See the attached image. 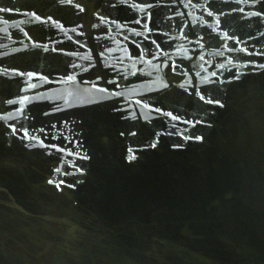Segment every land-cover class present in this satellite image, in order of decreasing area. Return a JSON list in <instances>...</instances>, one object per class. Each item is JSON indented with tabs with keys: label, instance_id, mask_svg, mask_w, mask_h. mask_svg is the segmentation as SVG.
Wrapping results in <instances>:
<instances>
[{
	"label": "water",
	"instance_id": "water-1",
	"mask_svg": "<svg viewBox=\"0 0 264 264\" xmlns=\"http://www.w3.org/2000/svg\"><path fill=\"white\" fill-rule=\"evenodd\" d=\"M175 5L0 0V264H264V0H203L183 45ZM112 15L113 99L58 42ZM90 94L94 126L55 144L38 95Z\"/></svg>",
	"mask_w": 264,
	"mask_h": 264
},
{
	"label": "flooded vegetation",
	"instance_id": "flooded-vegetation-1",
	"mask_svg": "<svg viewBox=\"0 0 264 264\" xmlns=\"http://www.w3.org/2000/svg\"><path fill=\"white\" fill-rule=\"evenodd\" d=\"M202 4L203 0H176L175 7L170 9L172 10L171 12L167 13L165 22L168 20L167 24L170 25L173 32L172 37L180 38V44H188L183 40V35L186 33H192V28H188L187 25V19H193L191 16L192 12L189 11V8H194L195 12L198 14L196 15L195 19H199L200 17L203 18L204 15L202 11ZM119 25H121L119 19L117 20L112 15L109 25H100V30H96L97 25L93 26L92 28H85V30H67L64 31L61 34V37L58 38L59 44L61 43L60 45L64 46L65 50H67L70 55H72V52L74 51L78 52V60L76 59L74 63L76 64L78 70H84V81H87V84L93 86L95 88L94 91H96L97 89H103L101 87H104L105 93L108 95V97H112V99L113 95L117 93L115 90V83L118 84V80L116 79L117 77L114 76V72H119V67H122V65L124 66L125 62L123 52L118 50V44L114 45L113 43L108 41L107 32L109 30V27H116V29H118L120 28ZM199 27L200 26L198 25L197 32L199 30ZM90 29L92 30L89 31ZM83 50L91 51L90 56L81 54ZM141 56L142 54L135 53V57L134 59H132V63H135L137 66L141 65L143 62ZM89 63H92V65L96 69L94 71L95 74L106 73L107 75L90 76L88 70L84 67L88 66ZM114 64L115 67L116 65L118 66L116 67L115 71L112 68ZM98 69H100L99 72H97ZM45 79L46 76H41L38 78L37 84L39 87L44 88L43 84ZM23 80H25V78H23ZM101 82H104L105 84H102ZM111 82H114L113 87L111 86ZM94 91L92 92L93 97L91 98H93L96 103V100L99 99V96L97 92L94 93ZM24 94H26V92L20 93V96L23 97ZM91 95L92 94L87 95L83 100H60L54 98L53 96L44 97L42 95H38V110L43 114H56L59 119H63L65 122V124L62 125V127H66L62 129L63 133L58 135V138H53L55 144L61 145L60 143H63L66 138L69 139V137L71 138V136H76V134L88 132L91 127L94 126L90 125L88 121L86 123V120L88 119L87 117L90 116L91 113L99 112L98 108H88ZM108 97L105 100H107ZM75 115L82 116L83 118L77 119ZM11 127V125L6 126L8 131L11 132L12 136H15L16 138L27 136V134L24 132L27 127ZM40 132L44 140L43 144L46 140L51 139L50 135L43 129L40 130Z\"/></svg>",
	"mask_w": 264,
	"mask_h": 264
}]
</instances>
